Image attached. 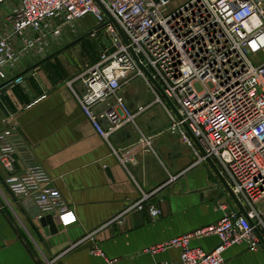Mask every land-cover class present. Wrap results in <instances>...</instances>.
Wrapping results in <instances>:
<instances>
[{
  "label": "built area",
  "instance_id": "obj_1",
  "mask_svg": "<svg viewBox=\"0 0 264 264\" xmlns=\"http://www.w3.org/2000/svg\"><path fill=\"white\" fill-rule=\"evenodd\" d=\"M170 4L171 0H18L7 18L8 32L0 38V80L5 81L22 59L46 58L64 29L77 33L84 21L92 19L108 35L110 46L102 48L98 62L67 86L97 134L110 144L112 137L162 105L171 121L168 131L187 143L185 126L192 131L206 153L200 161L209 157L219 167L245 210V214L230 212L215 224L154 245L145 253L180 251L178 260L160 264H224V253L235 244L245 243L252 251L264 245V0H186L169 10ZM137 80L145 83L153 100L132 109L122 92ZM10 136V130L0 133V167L11 193L34 199L43 213L56 218L70 214L45 169L34 166L17 172ZM139 139V146L155 155L154 137ZM151 196L142 193L111 222L144 210ZM149 212L153 218L161 215L154 206ZM210 237L219 240L212 251L192 246L194 240Z\"/></svg>",
  "mask_w": 264,
  "mask_h": 264
},
{
  "label": "crops",
  "instance_id": "obj_2",
  "mask_svg": "<svg viewBox=\"0 0 264 264\" xmlns=\"http://www.w3.org/2000/svg\"><path fill=\"white\" fill-rule=\"evenodd\" d=\"M17 2L0 0V38L8 32L7 18ZM100 35L102 29L92 19L77 33L66 28L46 58L22 59L0 80V86L12 83L0 95L5 108L0 106V133L11 131L17 172L41 166L71 211L59 218L57 232L47 235L41 220L49 214L34 199L15 197L0 167V264L169 263L180 258L179 250L156 255L145 250L240 211L209 163L200 161L204 155L188 131L190 143L168 131L171 121L162 105L112 137L110 144L97 134L67 82L98 62L102 45L95 39ZM122 94L132 109L153 100L142 80ZM142 135L154 137L155 155L139 146ZM142 193L152 195L144 210L111 222ZM151 206L161 211L159 217L150 215ZM91 242V248L80 249ZM218 243L210 237L194 240L192 246L212 251ZM74 244L78 246L66 252ZM224 258V264H264V245L252 251L245 243L235 244Z\"/></svg>",
  "mask_w": 264,
  "mask_h": 264
},
{
  "label": "water",
  "instance_id": "obj_3",
  "mask_svg": "<svg viewBox=\"0 0 264 264\" xmlns=\"http://www.w3.org/2000/svg\"><path fill=\"white\" fill-rule=\"evenodd\" d=\"M154 3H158L159 0H152ZM100 7L103 9V11L106 13V15L109 17L110 21L116 26V28L118 29L119 33L122 35V37L124 38V41L128 44V41L123 33V31L120 29V27L118 26V24L115 22V20L110 16V14L108 13V11L105 9V7L102 5L101 2H98ZM132 54L134 55L137 63L140 65L141 69L145 72V74L147 75V77L149 78V80L155 85V87L158 89V91L161 93V95L163 96V98L166 100V102L168 103V105L175 111V113H177L176 108L174 107V105L172 104V102L170 101V99L166 96L164 90L162 89V87L159 85V83L153 78V76L151 75V73L141 64L139 58L135 55V53L132 50ZM12 86V83L8 84L7 86H2L0 87V95L3 94L4 92H6L10 87ZM0 106L5 110L1 100H0ZM185 128L187 129L189 135L191 136V138L195 141V143L199 146L202 154L204 156H206V153L204 151V149L202 148V146L199 144V141L194 137L192 131L185 126ZM206 161L209 163L210 167L213 169V171L215 172V174L219 177V179L221 180V182L224 184V186L226 187V190L228 191V194L230 195L231 199L238 205L239 207V213L240 214H245V210L242 207V205L239 203V201L237 200V198L235 197V195L233 194V192L231 191L230 187L226 184L225 180L223 179V176L221 175L220 171L218 170V168L216 167V165L214 164V162L208 157L206 159ZM229 204L233 207L232 203L230 200H228ZM59 218H56L55 215H48L46 217H44L41 220V224L42 227L45 230V233L47 235H50V233H56L57 232V224L59 223ZM94 245L93 242L91 243H87L86 245H83L80 247V249H88L91 248Z\"/></svg>",
  "mask_w": 264,
  "mask_h": 264
},
{
  "label": "rangeland",
  "instance_id": "obj_4",
  "mask_svg": "<svg viewBox=\"0 0 264 264\" xmlns=\"http://www.w3.org/2000/svg\"><path fill=\"white\" fill-rule=\"evenodd\" d=\"M185 1L186 0H171V4L169 6V10L174 9L178 4H180L181 2H185ZM95 41H97V43H99L100 45H102L101 46L102 48L110 46V43H111L110 42V38L103 31H102V35L98 36V38H96Z\"/></svg>",
  "mask_w": 264,
  "mask_h": 264
}]
</instances>
